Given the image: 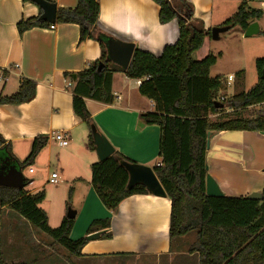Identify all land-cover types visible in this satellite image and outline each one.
I'll return each mask as SVG.
<instances>
[{
  "label": "crops",
  "instance_id": "0c3cea01",
  "mask_svg": "<svg viewBox=\"0 0 264 264\" xmlns=\"http://www.w3.org/2000/svg\"><path fill=\"white\" fill-rule=\"evenodd\" d=\"M48 1L56 4L57 16L60 8H75L78 5V0ZM186 1L194 6L193 21L201 23L210 31L213 27L224 26L240 5L246 2L250 8L263 13L262 18L257 21L261 29L260 38H264L262 34L264 0ZM99 2L98 25L106 34L114 38L132 41L140 49L157 56L161 55L166 45L174 44L178 40L177 20L161 24L160 6L153 0H99ZM40 14L41 8L34 2L0 0V70L7 69L6 79L0 84V95L8 96L16 93L25 78L37 82L36 97L32 101L22 104H0V133L6 139V143H10L15 159L20 162L23 160L19 155L23 153L27 158L37 137L45 138L52 131H63L69 138L66 147L48 140L47 145L34 161L40 171L46 173L45 182H42L41 178L32 179L25 189L29 193L45 189L53 172L59 174V183L67 182L69 195L64 202L57 208H45L43 203L49 196V192H46V198L39 206L46 211L48 223L53 227L62 223L69 208L75 210L74 226L70 233L73 240L92 234H88V230L95 220L106 218L111 220L112 237L102 238L106 230L93 232L100 231L102 235L98 239L88 240L82 248L81 256L67 253L68 264L70 262L88 264L93 260L119 258V253H128V256L121 257L156 258L157 264L161 263L164 257L172 260L175 254L181 253L173 249L170 241L171 200L168 197L156 196L152 193L135 194L123 200L114 212L106 208L92 184L91 168L99 158L89 146L90 128L86 123L76 120L74 115L73 92L76 79L74 80L72 76L69 79L64 73L76 74L84 70L90 62L99 59L102 56L100 43L94 39L80 41L78 24L57 23V21L53 28L34 27L21 35L17 23L21 19ZM210 40L211 34L205 38L203 46L194 52L195 60H202L212 53ZM262 57L264 56L259 58ZM116 66L119 65L114 63V66H111L114 69L110 85L112 100L104 102L86 97V106L97 128L110 140L116 151L136 163L154 166V162L155 164L159 162L157 158L161 128L158 125L141 124L139 115L144 112H154L155 103L141 95L136 79L129 78L119 69L120 66ZM230 77L233 78L230 80ZM230 77L228 85L236 80L233 75ZM261 104L264 103L257 105ZM241 132L240 137L243 139L240 142L237 140L239 136L230 131L213 133L210 137V148L207 153L208 173L217 179L226 196H247L264 188V133ZM218 143L225 149L235 150L241 155L240 163L225 156V158H211L209 151ZM55 148L59 150L56 155ZM54 156L57 165L52 169ZM257 160H259L258 164ZM12 161L14 162V159ZM35 172L36 170H33L30 173ZM251 172L253 174L245 177V184L241 187L236 185L241 182L239 176ZM69 204L72 207L68 208ZM16 214L18 213L10 207L0 205V250L3 257L4 217L11 228L12 221H18ZM52 217L54 222L51 221ZM19 218L27 226H32L22 216ZM7 240L9 245L15 244V238L10 232ZM43 249L44 247L42 251ZM194 255L197 259L193 261L199 264L197 253H189L185 261ZM5 261H8L7 258Z\"/></svg>",
  "mask_w": 264,
  "mask_h": 264
},
{
  "label": "trees",
  "instance_id": "16d2710c",
  "mask_svg": "<svg viewBox=\"0 0 264 264\" xmlns=\"http://www.w3.org/2000/svg\"><path fill=\"white\" fill-rule=\"evenodd\" d=\"M33 2L32 0H22ZM160 6L159 21L167 24L177 20L179 37L176 43L166 45L161 55L135 47L127 69H119L131 79H143L141 95L155 103L154 112L139 115L143 125H158L161 128L159 162L154 171L171 200L170 241L195 232L196 239L189 246L190 254H199V264H264V198L248 199L247 196L212 197L206 193L208 174V133L221 131L264 132V114L242 119L243 110L264 103V79L248 91L223 97L217 95L223 87L220 77H212V66L217 56L210 53L202 60L193 58L211 31L199 22H194V6L186 0H153ZM42 14V9H41ZM40 14V15H41ZM39 15V16H40ZM39 16L21 19L17 23L22 35L34 27H50L54 24L40 20ZM99 0H78L75 8H60L57 23H75L80 27V41L97 40L102 47V56L76 73L73 92V111L76 120L90 128L89 146L95 145L91 125H96L85 98L112 100L110 91L114 64L108 58L105 40L112 38L98 25ZM262 11L250 8L243 2L225 25H248L260 20ZM264 34V31L262 32ZM103 63L101 69L99 65ZM257 68L262 74L264 57L257 59ZM64 75L71 79L72 73ZM37 82L23 79L19 90L8 96L0 95V104H22L36 97ZM222 104V107H217ZM221 110H227L220 116ZM47 137L33 141L29 156L22 162L15 159L10 143L0 133V151L8 153L22 169L32 165L39 152L47 145ZM3 159L0 158V162ZM122 161L135 163L119 151L104 161L92 165V184L101 201L111 211H117L126 198L135 194H151L144 185L128 189L129 174ZM31 180L25 178L24 188L0 186V205L8 206L25 218L33 227L49 235L55 244L63 246L71 255L81 256L82 248L88 243L86 236L73 240L70 233L75 218L63 219L58 227H51L48 215L39 205L46 198V190L29 193L25 188ZM264 194V188H263ZM111 220H95L88 234L106 230L102 238L112 237ZM128 256V253H119ZM0 264L7 263L0 250Z\"/></svg>",
  "mask_w": 264,
  "mask_h": 264
},
{
  "label": "rangeland",
  "instance_id": "374dc122",
  "mask_svg": "<svg viewBox=\"0 0 264 264\" xmlns=\"http://www.w3.org/2000/svg\"><path fill=\"white\" fill-rule=\"evenodd\" d=\"M262 29H264L263 25ZM244 33L245 31L243 32V29L240 26H234L228 31L222 33L219 40H213L211 37V51L217 56V62L212 66L210 74L214 78L220 77L224 83L222 89L217 95V100L223 97H231L235 93L250 90L262 75L257 68V58L264 56V38H260L261 36L259 34L246 37L244 36ZM231 75H233L236 80L231 81L228 85L229 77ZM226 111L227 110H221L220 116L226 113ZM261 113L264 114V104L254 105L243 110L240 118H254ZM230 133L238 135L239 137H237V140H239V142L242 141L243 138L240 137L242 135L241 131L234 130L230 131ZM54 151L56 155L59 150L58 148H55ZM94 151L97 153L95 149ZM19 156H21L19 158L24 161L27 155L22 153ZM209 156L211 158H222L225 156L228 159H234L232 161H235L236 163H240L242 160L241 155L237 154L235 150L229 151L219 145V143L212 146L209 151ZM259 157H261L260 154ZM0 158L7 163L12 162V158L9 157L8 153L5 151H0ZM158 159L159 156L157 160ZM56 160L57 159L54 156L52 160V169L56 168ZM256 163L258 164L259 160H257ZM153 164L155 165V162ZM31 168L36 170L34 174L29 172ZM23 174L29 180L41 178V181L45 182L46 179V173L40 171L36 163L24 168ZM235 174H237V172H235ZM238 174H240V172ZM251 174H253V172L249 174L243 173L242 176H239L241 182H235L236 185L241 187V185L245 184V177H248ZM66 185L67 182L58 184L47 183L45 190L46 192H49V196L43 203V206L47 209L57 208L60 203L64 202L69 195V187H66ZM70 206L72 207V205L69 204L68 208ZM16 215V219L20 222L12 221L11 228L5 217L3 221L2 250L4 253V259L6 260L7 258L8 263L68 264L67 261L69 262V258H67V253L69 252L66 251L63 246L55 244L52 238L43 231L33 228V226H27L25 222L19 218V214ZM51 221L54 222L53 217L51 218ZM9 232L10 235L15 238L14 245L8 244L7 236ZM195 239V232L189 233L183 237L175 238L173 240V249L179 251L181 254H178L179 256L175 254L172 260L164 257L159 264H196V261H193L197 259L196 255L191 257L188 261H185L189 256L188 248ZM43 247L44 251H42ZM7 253L11 256L9 257ZM157 262V259L152 257L145 259L141 256H119V258L93 260L92 263L89 262L88 264H157ZM70 264L73 263L70 262Z\"/></svg>",
  "mask_w": 264,
  "mask_h": 264
},
{
  "label": "water",
  "instance_id": "95a60500",
  "mask_svg": "<svg viewBox=\"0 0 264 264\" xmlns=\"http://www.w3.org/2000/svg\"><path fill=\"white\" fill-rule=\"evenodd\" d=\"M42 9V14L40 15V20L47 23L54 24L57 21V7L54 2L48 0H32ZM232 26H216L211 29V37L213 40H219L222 33L228 31ZM260 24L258 21L251 22L247 29L245 30L244 36L250 37L253 35L260 34ZM107 46L108 58L113 63L119 65L123 69H127L132 56L135 51V43L132 41H125L119 38L110 37L105 40ZM103 63L99 65L101 69ZM72 78L75 80L77 75L72 74ZM261 78L264 79V70L262 72ZM222 104L217 103V107H222ZM91 131L93 135V142L95 145V150L97 152L99 161H104L111 157L115 153V147L112 145L110 140L97 128L96 125H91ZM264 133V132H262ZM213 132L208 133L207 137V148H210V137ZM122 165L126 168L129 174L127 188L130 189L135 185H144L149 192L156 196L166 197L167 193L158 179L154 168L152 166L132 163L128 161H122ZM208 169V166H207ZM264 171V169H263ZM0 186L13 187V188H24L25 187V176L23 174V169L17 164H8L4 160L0 162ZM206 193L208 196L212 197H223L224 192L220 188V185L216 179L208 173L206 176ZM248 199L252 200H262L264 198L263 190L254 191L247 195ZM76 216V211L69 208L67 217L74 218ZM102 232L92 233L87 236L88 240H95L100 238Z\"/></svg>",
  "mask_w": 264,
  "mask_h": 264
},
{
  "label": "built area",
  "instance_id": "2783aa9c",
  "mask_svg": "<svg viewBox=\"0 0 264 264\" xmlns=\"http://www.w3.org/2000/svg\"><path fill=\"white\" fill-rule=\"evenodd\" d=\"M53 27L54 26L52 25L51 28ZM6 72H7V69L0 70V84L5 81ZM232 78L233 77H230V80ZM142 81L143 79H137L139 86L141 85ZM47 139L56 142L61 147H66L69 144V138L67 134L63 131H52L51 133L47 135ZM30 172H33L32 168L30 169ZM59 181H60V177L57 172H53L48 179V183H51V184H58Z\"/></svg>",
  "mask_w": 264,
  "mask_h": 264
}]
</instances>
